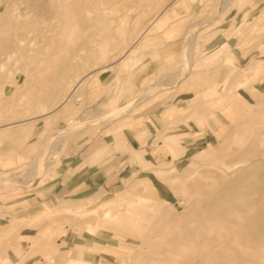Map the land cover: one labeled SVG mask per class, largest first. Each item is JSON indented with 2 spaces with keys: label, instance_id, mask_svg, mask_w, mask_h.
<instances>
[{
  "label": "rangeland",
  "instance_id": "obj_1",
  "mask_svg": "<svg viewBox=\"0 0 264 264\" xmlns=\"http://www.w3.org/2000/svg\"><path fill=\"white\" fill-rule=\"evenodd\" d=\"M0 35V264H178L219 245L264 264L245 224L264 218V0H0ZM127 122L147 145L128 161ZM85 159L107 187L72 182Z\"/></svg>",
  "mask_w": 264,
  "mask_h": 264
},
{
  "label": "bare ground",
  "instance_id": "obj_2",
  "mask_svg": "<svg viewBox=\"0 0 264 264\" xmlns=\"http://www.w3.org/2000/svg\"><path fill=\"white\" fill-rule=\"evenodd\" d=\"M32 1V0H31ZM39 1V0H38ZM35 3H36V0H35ZM224 3V2H223ZM222 3V4H223ZM6 4V3H5ZM38 4V3H37ZM59 4V3H58ZM66 5V4H65ZM32 6H34V5H32ZM66 7V6H65ZM221 8V7H220ZM41 9V8H40ZM39 10V9H38ZM42 12H43V9L41 10ZM21 13V12H20ZM24 15V14H23ZM44 15V14H43ZM20 18V17H19ZM3 19V18H2ZM5 22H7L6 20H5ZM19 23V22H18ZM3 26V25H2ZM22 27V26H21ZM206 27V26H205ZM205 27H203L202 29H197V31H201V30H203ZM6 28V27H5ZM11 28H12V26H11ZM20 29V28H19ZM4 32V31H3ZM7 33V32H6ZM2 34V33H1ZM192 35V34H191ZM1 36V35H0ZM189 36V35H188ZM4 37H5V39H6V37L7 36H5L4 35ZM11 41H12V39H10ZM5 43V42H4ZM11 54V53H10ZM44 60H40V61H37V63H40V62H43ZM189 66H190V58H189V56H186V59H185V61H184V63H183V74H186L187 72H188V70H189ZM69 68V67H68ZM90 77V75H88V76H86L83 80H81L78 84H74V85H72V87H71V89L69 90V92H68V97H67V99L69 100L73 95H74V93L76 92V90H77V88H78V86L82 83V82H85L88 78ZM179 79L178 78H176L173 82H172V84L174 85V84H176V83H178V82H180V80L178 81ZM179 84V83H178ZM158 88V87H157ZM156 87H154V88H150V89H147V91H145L144 92V94L142 95V96H144V97H147V96H151V95H153L154 94V92L156 91V89H157ZM47 89V88H46ZM158 90V89H157ZM58 95V94H57ZM54 97V96H53ZM55 98V97H54ZM142 98V97H141ZM139 100V99H138ZM140 101V100H139ZM139 101H136L135 103H132L131 105H129L128 107H125V108H122V109H120L118 112H113L111 115H107V116H105V118L106 119H111V118H115L116 116H118V115H122L123 113H125L132 105H134V104H136V103H138ZM67 103V100H65L61 105H59V107L58 108H61V107H63L64 106V104H66ZM58 108L57 109H55L54 111L52 110V112H49V113H45L44 115H46L47 114V116H49L50 114H52V113H54L56 110H58ZM38 117V116H37ZM94 119L95 118H93V117H90L89 116V118H86L85 119V122H88V123H90V122H92V121H94ZM40 120V119H39ZM38 120V121H39ZM71 123V122H70ZM69 123V124H70ZM87 123V124H88ZM82 125H83V123H81V122H76V123H72L71 124V127H70V129H68L69 130V132L67 131V133H74V132H77V131H79V130H81V127H82ZM68 128H69V126H68ZM67 130V129H66ZM70 130H72V131H70ZM62 133H65V131H61ZM58 136H59V134H58ZM179 144V143H178ZM255 152H258V153H262V150L260 149V148H257L256 150H255ZM140 154V153H139ZM141 155V154H140ZM139 155V157H138V159H141V160H143L142 158V156H140ZM145 161V160H144ZM143 162V161H142ZM142 162H139V163H142ZM43 165L41 164V163H38L35 167H34V170H33V175H38V174H40L41 172H42V170H43ZM247 174H249L250 176H252V178H253V180H255V176L257 175V171L256 170H249V171H247L246 172ZM252 179H251V181H253ZM250 181V184L252 183ZM255 183H257V181H253V184H255ZM244 202H242V204H243ZM246 205H249V203H247ZM225 212H226V210H225ZM171 219V218H170ZM172 222H174V221H170V223H172ZM245 224H246V226H247V229L249 230V232H250V235L252 236V237H254V238H258V239H264V218L262 219V220H258V219H254V218H252L251 216H248V218L245 220ZM232 229V228H231ZM233 229H235V227H233ZM230 230V229H229ZM89 232H91V229H89L88 230ZM235 231V233H236V230H234ZM230 232V231H229ZM231 233V232H230ZM232 234V233H231ZM188 237V236H187ZM191 238V237H190ZM224 238H225V236H223V238L222 237H214V238H212L211 240H208V241H205V243L206 242H209V244L208 243H206V244H208V247L210 248V250H211V247L213 246V245H211L212 243H214V242H216V244L218 245V243H217V241H219L220 239H222V240H224ZM205 243H203V245H205ZM215 244V245H216ZM209 245H211V247L209 246ZM206 246H204V248H205ZM209 248L207 249L208 251H210L209 250ZM213 248V247H212ZM202 251L204 250V249H202V248H200ZM236 250H237V248H235ZM238 251V250H237ZM239 252V254L241 255V256H243L242 258L243 259H245L247 262H249V263H251V264H253L254 263V261H255V254H252L251 253V251H247V250H244V251H238ZM237 252V253H238ZM169 254V253H168ZM196 254V253H195ZM200 255H199V258H198V253L196 254V256H197V260H193L192 258H188L187 257V259H185L184 260V262L182 261L181 263H178V264H235L234 262H233V260H231V259H228V257L230 256V254H232L231 253V251L229 250V248L226 246V245H219V247H218V249H216V250H212V251H210V252H207V251H204V252H200L199 253ZM194 257H195V255H194ZM159 262H161L162 263V260H158ZM94 263V260L93 259H70L69 260V262H68V264H93ZM157 264V263H156Z\"/></svg>",
  "mask_w": 264,
  "mask_h": 264
},
{
  "label": "crops",
  "instance_id": "obj_3",
  "mask_svg": "<svg viewBox=\"0 0 264 264\" xmlns=\"http://www.w3.org/2000/svg\"><path fill=\"white\" fill-rule=\"evenodd\" d=\"M219 16L217 18H219ZM217 18L211 24L206 26L203 30L211 29L213 27V25L215 26L217 24ZM203 30L197 31V32L201 33ZM147 36H144L143 38H147ZM167 36L170 38L171 33H167ZM227 48H228L227 43L220 46V48L213 54V55H215L214 60L217 59L219 56H221ZM133 50H134V48L129 49V52L126 54L125 58L127 56H129V54H131L133 52ZM214 60L208 61V59L205 58L203 61L208 63V62H212ZM228 60L231 61V59H228ZM259 62H260V60H258V61L253 60L251 63L255 66H251L252 68L247 66L245 68H241V70L249 69V68L250 69L257 68L259 66ZM251 63H249V64H251ZM263 69H264V67H263ZM173 113H174V110L171 109V110H167L165 114L166 115H172ZM149 116H152V115H149ZM125 128H129L132 132L125 129ZM124 129H125V131H124ZM145 130H146L145 126L142 122L123 123L122 126L120 125L119 127H117L116 132L114 133L115 137H114L113 149L119 150L121 148H128L129 149V156L126 160V161H128L130 158L133 157V155H135L136 153H140V151H142L143 148L147 146L146 143H143V146L141 149L140 141L134 135V133L135 134H140V133L144 134ZM97 134L98 133H96V135ZM88 135L89 134H87L85 137H88ZM85 137H83V139ZM97 141H98V139H97ZM108 147H109L108 145L98 146L88 156L91 157L92 159L93 158H99L100 156H102L107 151ZM161 148L163 150V146H161ZM139 149H141V150H139ZM189 150L190 149H188L187 151H189ZM177 151H179L181 153V157H182L185 154L186 149L180 145L179 149ZM95 167L96 166L89 165V159L79 161L78 164H76L74 167H72V170H75V174L72 176V182L77 183L78 184L77 187H87V188L88 187L93 188L95 186H106L107 187V182H108L109 178L107 176H105V174H103V173L101 174V171H99V170L95 171L94 170ZM159 195H162V193L160 191H159Z\"/></svg>",
  "mask_w": 264,
  "mask_h": 264
}]
</instances>
